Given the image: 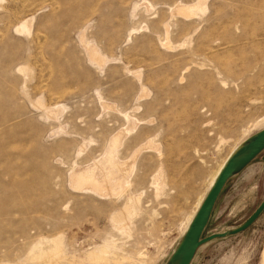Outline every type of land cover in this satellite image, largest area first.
Listing matches in <instances>:
<instances>
[{
    "label": "rangeland",
    "instance_id": "rangeland-1",
    "mask_svg": "<svg viewBox=\"0 0 264 264\" xmlns=\"http://www.w3.org/2000/svg\"><path fill=\"white\" fill-rule=\"evenodd\" d=\"M263 129L264 0H0V264H168ZM263 200L264 152L204 237ZM263 263L264 213L192 262Z\"/></svg>",
    "mask_w": 264,
    "mask_h": 264
},
{
    "label": "water",
    "instance_id": "water-1",
    "mask_svg": "<svg viewBox=\"0 0 264 264\" xmlns=\"http://www.w3.org/2000/svg\"><path fill=\"white\" fill-rule=\"evenodd\" d=\"M264 152V129L248 139L227 161L208 191L187 232L172 254L168 264H192L199 249L217 239L238 235L249 229L264 213V200L241 226L224 233L204 237L216 203L228 181L242 173Z\"/></svg>",
    "mask_w": 264,
    "mask_h": 264
},
{
    "label": "bare ground",
    "instance_id": "bare-ground-1",
    "mask_svg": "<svg viewBox=\"0 0 264 264\" xmlns=\"http://www.w3.org/2000/svg\"><path fill=\"white\" fill-rule=\"evenodd\" d=\"M252 137V136H251ZM251 137H249V138H247L246 140H244L240 145H238L237 147H235L232 151H231V153L228 155V157H226V160L223 162V164L220 166V168L219 169H217V171H216V173H215V175H214V177L212 178V181H211V183H210V186H209V190H210V188L213 186V184H214V182L216 181V179H217V177H218V175H219V173L221 172V170L223 169V167L225 166V164L227 163V161L229 160V158L248 140V139H250ZM208 190V191H209ZM203 202V201H202ZM202 204V203H201ZM201 204L199 205V206H201ZM199 209V208H198ZM198 209L196 210V211H198ZM196 213L197 212H195V214L191 217V219H190V221H189V223H188V225H187V227H186V230H184V235H185V233L187 232V230H188V228H189V226H190V224H191V222H192V220H193V218L195 217V215H196ZM184 235H183V237H184ZM53 241V240H52ZM51 241V242H52ZM56 242V241H55ZM54 242V243H55ZM59 242V241H58ZM53 244V243H52ZM59 244H60V242H59ZM54 245H56V244H54ZM53 245V246H54ZM57 247H55L54 249H53V252H52V250H50V253L52 252V253H60L61 251H60V247L58 246V243H57V245H56ZM53 248V247H52ZM51 248V249H52ZM43 249V248H42ZM102 251L100 252V253H98V254H96V253H94V254H92V255H90L91 256V258H90V260L93 262V263H95V264H107L108 263V261L109 260H106V259H108L107 257H106V254H105V252L103 251V249H101ZM106 251V250H105ZM49 253V252H48ZM44 255H46V252L45 251H43L42 250V252H40V254H39V256H36V257H43ZM110 263V262H109ZM264 264V263H263Z\"/></svg>",
    "mask_w": 264,
    "mask_h": 264
}]
</instances>
